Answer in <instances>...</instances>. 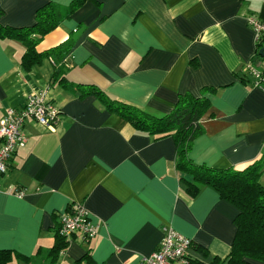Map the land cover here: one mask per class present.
<instances>
[{
  "label": "crops",
  "instance_id": "0c3cea01",
  "mask_svg": "<svg viewBox=\"0 0 264 264\" xmlns=\"http://www.w3.org/2000/svg\"><path fill=\"white\" fill-rule=\"evenodd\" d=\"M48 1L71 0H0V23L30 25ZM248 14L264 20V0H87L37 46L48 49L76 31L62 61L64 83L51 82V58L24 67L22 44L0 37V120L44 88L60 108L52 128L25 120L26 143L0 175V249L20 255L7 264H49L59 214L74 202L85 206L96 232L72 234L55 264H142L163 225L207 252L192 247L190 260L227 257L236 208L208 185L190 195L171 136L136 130L78 87L94 84L157 115L172 110L180 94L212 87L190 157L243 168L264 155V91L244 71L256 53ZM255 62L264 64V55Z\"/></svg>",
  "mask_w": 264,
  "mask_h": 264
},
{
  "label": "trees",
  "instance_id": "16d2710c",
  "mask_svg": "<svg viewBox=\"0 0 264 264\" xmlns=\"http://www.w3.org/2000/svg\"><path fill=\"white\" fill-rule=\"evenodd\" d=\"M87 0H71L68 5H60L48 1L36 9L35 21L30 25L11 26L0 23V37H10L23 46L21 63L29 67L45 56L51 58L55 70L52 83L66 82L63 58L75 40L74 32L63 42L39 51L37 46L41 39L55 29L60 22L68 18ZM3 9L0 7V16ZM264 42H256L255 57H259V48ZM212 87H203L200 95L190 92L180 94L175 106L168 113L157 115L132 103L108 95L94 84L78 87L81 97L96 96L106 109L119 114L136 130L145 132L154 139L171 136L176 145L175 166L182 173V181L190 195H196L200 187L208 185L231 203L237 210L233 223L235 234L231 249L226 258L214 257L208 264H255L264 263V185L260 175L264 169V155L248 163L243 168H216L205 163H198L190 157L194 139L204 132L202 117L209 110V97ZM51 101H53L51 99ZM68 239L55 229V239L49 250V264H55L61 251L66 247ZM204 255L207 253L198 246H193ZM14 254L10 249H0V264H7ZM87 256L84 255V258ZM22 257V256H21ZM24 258V257H23ZM30 260V258L25 257ZM192 264H205L198 260H190Z\"/></svg>",
  "mask_w": 264,
  "mask_h": 264
},
{
  "label": "built area",
  "instance_id": "2783aa9c",
  "mask_svg": "<svg viewBox=\"0 0 264 264\" xmlns=\"http://www.w3.org/2000/svg\"><path fill=\"white\" fill-rule=\"evenodd\" d=\"M246 22L254 31L256 42H264V20L255 14H248ZM244 71L252 83L264 91V67L258 68L257 63L251 59L244 65ZM59 115L60 108L51 101L48 88L29 94L23 104L5 110L0 120V175L7 171L14 152L26 143L27 136L22 130L25 120L31 118L52 128L58 122ZM16 194H21V191H16ZM58 219V232L67 239L77 232L84 238H90L96 232L89 212L82 203L69 204L68 210L60 213ZM161 232L157 247L143 257L142 264H188L193 240L171 226L163 225Z\"/></svg>",
  "mask_w": 264,
  "mask_h": 264
},
{
  "label": "water",
  "instance_id": "95a60500",
  "mask_svg": "<svg viewBox=\"0 0 264 264\" xmlns=\"http://www.w3.org/2000/svg\"><path fill=\"white\" fill-rule=\"evenodd\" d=\"M259 53H260L261 55H264V46H262V47L259 49Z\"/></svg>",
  "mask_w": 264,
  "mask_h": 264
},
{
  "label": "rangeland",
  "instance_id": "374dc122",
  "mask_svg": "<svg viewBox=\"0 0 264 264\" xmlns=\"http://www.w3.org/2000/svg\"><path fill=\"white\" fill-rule=\"evenodd\" d=\"M262 66H264V64H260V65H258V68H262Z\"/></svg>",
  "mask_w": 264,
  "mask_h": 264
}]
</instances>
